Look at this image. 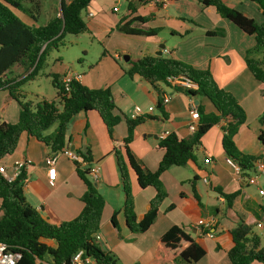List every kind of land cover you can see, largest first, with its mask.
<instances>
[{"label":"crops","instance_id":"crops-1","mask_svg":"<svg viewBox=\"0 0 264 264\" xmlns=\"http://www.w3.org/2000/svg\"><path fill=\"white\" fill-rule=\"evenodd\" d=\"M34 1L39 3L41 9V1ZM223 1L258 22L264 20L259 6L250 0ZM55 3L52 7L54 15L57 14L58 0ZM114 7L117 9L113 10ZM17 14L26 23H32L22 13ZM138 16L149 19L144 23L134 21L132 27L158 28L159 32L154 36H144L117 30L121 21ZM81 17L87 26V31L83 33L95 38L102 46L103 50H99L95 56L96 62L89 63L87 70H78L73 66L64 67L59 61L52 63L45 74L62 77L67 71H73L81 74L79 81L87 87L109 88L115 104L113 113L120 117L111 138L95 110L76 114L67 129L65 147L76 154L77 151L89 152L90 167L98 169L96 181L103 189L105 200L96 235L99 246L113 252L120 264H153L155 242L168 228L178 225L190 232L205 249V255L198 264H231L227 256L231 242L224 230L238 224L237 212L244 216V222L251 226L252 233L259 237L262 246L264 200H256V194H259V188H263L260 183L247 184L248 176L236 173L226 162L221 143L223 120L210 127L195 146L196 162L170 166L161 174L167 196L158 207L156 220L143 233H132L126 227L122 212L124 194L114 155L115 149L122 148V139L127 134L126 118L131 117L135 106L141 108L139 117L144 120L135 127L129 149L136 161L149 171L156 170L163 155V149L158 146L162 138L171 132L178 138L191 137L188 126L192 122V108L200 104L205 112L215 111L204 96H190L181 89L159 83L156 86L162 99H168L163 102L164 116L156 106V89L143 78L130 77L125 73L128 61L123 60L124 54H128L129 59L146 54L155 55L159 45L163 44L161 55L173 56L199 69L208 68L217 85L233 94L246 115L245 122L234 136L235 144L245 154L264 156V146L258 139L259 133L264 132V83L254 78L244 61L246 51L255 44L254 36L221 17L214 6H203L197 0H170L162 7L151 4L149 0H124V3L122 0H91L82 10ZM216 28L223 29L224 35L205 34L206 30ZM163 33H168V37ZM133 42H140L141 49L132 46ZM78 44L81 47L79 40ZM22 72V66L14 65L10 75ZM18 114L17 101L9 96L7 90L0 89V122H16ZM55 127V124L49 127L44 134H51ZM49 154L43 142L23 132L14 151L4 156L0 163L6 166L8 173H12L11 166L15 161L27 157L31 159V166L25 169L26 178L22 185L25 201L50 223L58 224L78 215L83 205L81 196L85 185L75 171L74 162L65 155L58 156L56 179L51 184L44 164V158ZM193 177L196 179L191 183ZM129 178L134 211L140 216L155 195V189L152 186L140 188L132 170L129 171ZM193 188L200 204L193 196ZM216 188L224 193L239 192L232 207L227 206ZM260 196L264 198V195ZM170 205L173 206L168 210ZM114 211L117 227L111 222ZM208 217L216 220L209 229L212 236L204 234L203 228L196 224L198 219ZM253 226L262 231L261 236L254 231Z\"/></svg>","mask_w":264,"mask_h":264},{"label":"trees","instance_id":"trees-1","mask_svg":"<svg viewBox=\"0 0 264 264\" xmlns=\"http://www.w3.org/2000/svg\"><path fill=\"white\" fill-rule=\"evenodd\" d=\"M91 0H72L69 3L61 1L57 14L43 25H37L40 5L34 0H0V89L7 90L10 97L19 105L16 122H0V160L11 154L16 148L19 136L27 135L43 142L50 154H56L66 148L67 129L72 118L89 110L98 112L112 137L114 126L120 117L113 113L115 104L109 88H90L80 81L72 80L68 90H65L61 77L50 74L51 83L56 89L58 102L41 99L35 105L30 100H24L19 86L34 79L43 65L50 49H56L63 44L66 34H79L87 31L81 12ZM143 1V0H140ZM203 6H214L217 13L231 21L243 32L253 35L255 44L249 48L244 57L248 70L255 79L264 83V20L256 21L240 10L227 5L223 0H197ZM256 3L264 15V0H250ZM25 6V4H28ZM17 13H22L32 23L23 21ZM149 17H134L121 21L117 30L133 35L154 36L158 28L132 27L134 21L144 23ZM208 35H224V30L216 28L206 30ZM106 51H103L105 53ZM14 65L23 67L19 75L11 76ZM125 73L138 76L148 81L158 92L156 106L163 112V99L157 84L164 83L176 89L183 90L190 96L201 95L213 105L214 112H205L203 106L196 105L198 124L196 130L188 139L178 138L175 133H169L158 142L163 149V155L156 170L144 169L135 159L129 149L135 127L144 118H126L127 134L122 139V148L115 149L114 155L119 174L120 185L124 194L122 212L126 227L132 233H143L156 220L157 211L167 192L161 182V174L170 166L185 165L189 161L196 162L194 148L200 143L203 134L213 125L223 120L222 148L227 158L234 161L240 172L249 176L254 170V164L262 156H253L241 152L235 144L234 136L246 115L237 99L230 92L219 87L211 71L199 69L178 58L167 55L146 54L136 59H129ZM167 77H182L195 84V88L173 85ZM264 114V112H263ZM262 116L259 118L261 120ZM56 125L51 134H44L52 125ZM258 139L264 146V132ZM81 162L74 161L75 171L85 185L81 196L82 208L78 215L58 224L50 223L24 198L22 185L26 178V170L12 180L7 181L0 173V241L9 248L21 253L17 264H70L73 255L83 250L85 255L92 257L96 264H120L116 255L103 250L97 242V232L102 211L105 205L103 194L93 185L95 181L89 174L91 156L89 152L77 151ZM132 170L140 188L152 186L155 195L148 201L145 212L137 216L134 211L133 194L130 185L129 171ZM196 177H193L192 183ZM216 191L224 197L228 207L239 192L224 193L220 188ZM193 196L200 204L199 197L193 188ZM173 205L168 207V210ZM264 212V207H262ZM238 224L224 230L231 242L227 256L231 264H264V244L252 233L251 226L244 222V216L237 212ZM116 211L111 222L115 221ZM207 233V229L203 230ZM50 241L51 243H48ZM205 255V249L195 240L193 235L183 227L173 225L168 228L155 242L153 248V264H198Z\"/></svg>","mask_w":264,"mask_h":264},{"label":"built area","instance_id":"built-area-1","mask_svg":"<svg viewBox=\"0 0 264 264\" xmlns=\"http://www.w3.org/2000/svg\"><path fill=\"white\" fill-rule=\"evenodd\" d=\"M61 1H64L66 3L71 2L72 0H58V3ZM170 0H149V2L155 6H165ZM117 8L114 7L113 10H116ZM91 15V14H89ZM81 79V74L73 72V71H67L62 77H61V82L65 88V90H68L69 83L72 80L79 81ZM167 80L172 83L173 85H178L181 87H187V88H195V84L190 82L186 78L182 77H167ZM168 99L163 98V102H166ZM152 108L150 107L149 110ZM142 114V110L139 106H135L133 113L130 118H136L139 117ZM190 118H191V123L189 124L188 128L189 130L193 133L198 124V111L196 110V107L192 108L190 111ZM59 155H65L68 157L71 161H79L81 162V158L79 157L78 154L74 153L68 148H64L61 152L56 153V154H49L44 158V164L46 167V172H47V177L48 181L52 184L54 183L56 179V162L58 159ZM226 162L234 169L236 173L240 172L239 167L237 164L232 161L230 158H226ZM31 159L30 158H24L21 161H15L14 164L11 166L12 173L7 172V168L4 164L0 163V173L3 175V177L7 181H12L19 173L21 170H25L31 166ZM254 170L251 175H249L246 178V183L247 184H254L258 185V178L260 176H264V156H262L259 160H257L254 164ZM90 176L96 181L97 179V174H98V169L95 166H91L89 170ZM25 181V179H24ZM258 192L260 195H264L263 189L259 188ZM215 218L214 217H208V218H200L197 220L196 224L203 228V230L207 229L206 235L212 236L211 232L209 229L214 225L215 223ZM21 258V253L9 248L6 244L2 243L0 241V264H17V262ZM70 264H96L92 257L85 255L83 250H79L76 252L71 261Z\"/></svg>","mask_w":264,"mask_h":264},{"label":"rangeland","instance_id":"rangeland-1","mask_svg":"<svg viewBox=\"0 0 264 264\" xmlns=\"http://www.w3.org/2000/svg\"><path fill=\"white\" fill-rule=\"evenodd\" d=\"M40 1L41 9L37 18V25L45 24L48 19L54 15L52 7L56 4L55 0ZM122 1L124 3V0ZM163 34L168 37V33ZM78 40L81 44V47L78 44ZM132 46L138 48L139 50L141 49L140 42H133ZM82 49H84V51H82ZM101 49L102 46L99 44V42L95 38L88 36L86 33L64 35L63 44H61L56 49H50L46 56L45 64L39 71L38 75L34 79L26 81L19 86V90L23 94V99L30 100L33 105L39 102L41 98L58 102L56 97V89L51 83V77L45 74L52 63L61 61L64 67L73 66L78 70H87L89 63L94 64L96 62L95 56H97L98 51ZM258 182L264 189V176H260L258 178ZM256 200L261 202L264 200V198L259 194H256ZM253 228L254 231L261 236L262 231H260L257 226H253ZM147 264H151V262Z\"/></svg>","mask_w":264,"mask_h":264},{"label":"water","instance_id":"water-1","mask_svg":"<svg viewBox=\"0 0 264 264\" xmlns=\"http://www.w3.org/2000/svg\"><path fill=\"white\" fill-rule=\"evenodd\" d=\"M163 48H164V45H163V44H160V45H159V51H158L157 53H155V55H161V51H162ZM122 58H123L124 61L127 62V61L129 60V55H128V54H124ZM93 185H94L95 187H97L98 192H99L100 194L103 193V189H102L101 187L98 186V182H97V181H94V182H93Z\"/></svg>","mask_w":264,"mask_h":264}]
</instances>
